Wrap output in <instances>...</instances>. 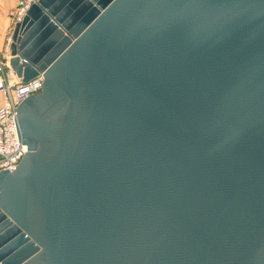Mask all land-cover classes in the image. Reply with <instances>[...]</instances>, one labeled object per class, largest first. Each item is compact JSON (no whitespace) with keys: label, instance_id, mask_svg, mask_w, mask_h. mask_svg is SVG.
Here are the masks:
<instances>
[{"label":"water","instance_id":"water-1","mask_svg":"<svg viewBox=\"0 0 264 264\" xmlns=\"http://www.w3.org/2000/svg\"><path fill=\"white\" fill-rule=\"evenodd\" d=\"M10 50L0 264H264V0H36Z\"/></svg>","mask_w":264,"mask_h":264},{"label":"built area","instance_id":"built-area-1","mask_svg":"<svg viewBox=\"0 0 264 264\" xmlns=\"http://www.w3.org/2000/svg\"><path fill=\"white\" fill-rule=\"evenodd\" d=\"M35 1L16 0L17 23L23 20ZM12 41L13 36L9 43ZM11 57L10 54L6 59L0 52V171L14 170L28 151L20 136L17 108L28 96L42 90L45 79L40 73L38 77L24 81L11 66Z\"/></svg>","mask_w":264,"mask_h":264},{"label":"crops","instance_id":"crops-1","mask_svg":"<svg viewBox=\"0 0 264 264\" xmlns=\"http://www.w3.org/2000/svg\"><path fill=\"white\" fill-rule=\"evenodd\" d=\"M16 0H0V50L15 28ZM6 38V39H5Z\"/></svg>","mask_w":264,"mask_h":264},{"label":"rangeland","instance_id":"rangeland-1","mask_svg":"<svg viewBox=\"0 0 264 264\" xmlns=\"http://www.w3.org/2000/svg\"><path fill=\"white\" fill-rule=\"evenodd\" d=\"M16 12H17V8H16ZM15 16H16V14H15ZM15 22H16V24H17V19L15 18ZM16 24H15V26H16ZM14 30H15V28L13 29V31H11L10 33H9V35H8V37H7V40H6V42H5V45L1 48V50H0V52H1V55L3 56V57H5L6 59H7V57L8 56H10V54H9V42H10V37L12 38V36H13V34H14ZM6 39V38H5Z\"/></svg>","mask_w":264,"mask_h":264},{"label":"bare ground","instance_id":"bare-ground-1","mask_svg":"<svg viewBox=\"0 0 264 264\" xmlns=\"http://www.w3.org/2000/svg\"><path fill=\"white\" fill-rule=\"evenodd\" d=\"M26 147H27V145H26Z\"/></svg>","mask_w":264,"mask_h":264}]
</instances>
